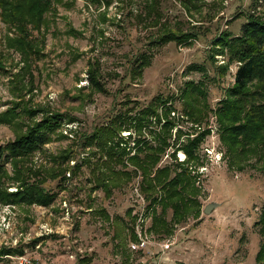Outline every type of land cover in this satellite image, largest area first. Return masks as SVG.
Listing matches in <instances>:
<instances>
[{
  "label": "rangeland",
  "instance_id": "obj_1",
  "mask_svg": "<svg viewBox=\"0 0 264 264\" xmlns=\"http://www.w3.org/2000/svg\"><path fill=\"white\" fill-rule=\"evenodd\" d=\"M185 1H190L187 6ZM158 2L154 9L158 14L148 15L155 7L154 0H113L109 5L91 4L89 0L51 1V8L43 14L42 26L29 31L39 46L40 58L32 69L33 90L27 94L25 90L19 99L13 95V87L18 86L15 75L22 67L20 55L5 45L7 38H15L17 32L0 16V58L4 65L0 72V117L16 102L24 108L43 107L49 114L63 115L50 141L21 160V171L31 178H50L65 169L64 176L58 173L56 180L49 179L44 185L56 194L51 205L26 207L0 202L1 247H22L24 254L39 264H84L82 260L89 258L90 264H255L264 244V236L256 225L264 208V159L252 156L243 161V170L230 169L212 113L210 134L198 152L201 162L192 167L199 190L196 199L200 216H189L175 225L170 237L160 238L148 232L151 218L144 217L147 203L140 191L139 172L135 180L114 191L111 197L94 189L89 181L87 163L99 157L96 152L100 147L86 145L85 137L111 123L114 115L134 114L136 107L148 106L159 95H174L175 116L182 115L180 94L191 82L204 85L206 103L214 110L223 97V88L233 84L237 67L231 65L226 77L218 81L221 76L217 67L223 66L226 58L218 55L212 59L214 42L222 32L240 35L248 14L264 20V0ZM70 29L75 34H70ZM168 32L193 33L195 37L189 44L158 42ZM146 59L149 62L139 70ZM90 63L96 64L103 93L90 85ZM194 65L197 71L188 70ZM41 118L38 115L36 120ZM17 123H0L4 159L5 147L16 138ZM181 127L194 136L203 130L187 120ZM157 130L155 125L143 129L144 138L153 146ZM134 131L129 129L122 135ZM128 147L130 152L120 166L124 171L133 169L130 158L136 154L132 140ZM169 152L158 166L173 162ZM64 154L68 159L61 163L66 160ZM177 156L180 161L186 159L182 152ZM5 169L10 179L7 190L15 193L19 189L15 180L18 173L11 159ZM61 177L65 180L61 181ZM211 203L218 206L205 215L203 211ZM102 209L115 224L121 220L130 226L132 217L137 216L135 230L139 241L132 242L126 230L123 236L128 241L118 245L112 225L97 214ZM172 215L170 210L169 221ZM1 264H18L17 257Z\"/></svg>",
  "mask_w": 264,
  "mask_h": 264
},
{
  "label": "trees",
  "instance_id": "obj_2",
  "mask_svg": "<svg viewBox=\"0 0 264 264\" xmlns=\"http://www.w3.org/2000/svg\"><path fill=\"white\" fill-rule=\"evenodd\" d=\"M51 1L57 0H0L2 20L11 28H15L17 32L15 38H7L5 45L20 55L22 64L19 73L15 75V83H18L17 87H13L15 98H21L25 90L26 94L31 93L34 88L32 69L34 63L40 58V50L30 37L29 31L32 28L39 30L42 26L43 14L51 8ZM89 1L91 4L103 2L109 5L113 0ZM154 1L155 7L146 14H158L159 11L154 9H157L159 2ZM189 2L185 1V6ZM158 20L160 22L161 19ZM69 33L75 34V31L70 29ZM194 37L193 33L168 32L164 37L159 38L158 42L173 41L177 45L189 44ZM212 52L213 60L218 55L226 58L225 64L217 67L221 76L218 77L219 82L226 77L230 66L237 64L233 84L223 88V97L214 110L206 103L207 95L204 85L202 87L200 83L196 85L191 82L180 94V100L183 101L182 115L175 116L177 105L174 95L169 97L159 95L148 106L136 107L137 111L134 114L114 115L110 120L111 123L100 126L91 136L85 137L86 145L100 147V150L96 152L99 157L87 163L90 171L89 181L94 184V189L102 191L105 197H111L114 191L122 190L124 186L135 180V175L139 172L142 176L140 191L147 203L144 217L151 218L148 232L160 238L170 237L174 233V226L185 222L189 216H200L201 212L196 199L199 190L195 187L196 176L192 173V167L201 162L198 152L201 144L210 134L208 128L210 113L216 118L220 144L226 149L225 157L228 158L230 169L243 170V161L249 160L252 156L264 159V20L254 14H248L247 21L241 28V34L222 32L218 40L214 42ZM146 60L142 61L139 70L142 71L147 65L149 61ZM90 64V85L96 91L103 93L104 86L100 76L97 75L96 64ZM3 66L0 58V72L4 70ZM188 70L197 71L198 68L194 65ZM20 103L16 102V106L0 117L2 124L18 122L15 140L5 147L7 149L5 159V152L3 148H0V202L26 207L33 204L49 206L55 201L56 194L50 193L44 185L49 179L56 180L59 177L58 173L64 176L65 169L54 173L57 175H51L50 178L37 177V175L31 178L22 173L19 165L22 159L28 158L34 151L50 141L51 134L58 130L63 115L49 114L43 107L24 108ZM38 115H42V118L37 121ZM180 116H182L181 119ZM186 120L191 122L193 127L203 128V130L196 136L194 133L188 134L181 127V123ZM152 125L158 128L155 131L157 132L155 146L144 138L143 129ZM129 129H135L136 132L123 136L122 133L129 132ZM174 130L175 134H173ZM137 135L138 138L135 139ZM131 140L134 143L133 150H136V154L130 158L133 169L124 171L120 166L124 157L128 156V151L130 152L128 146ZM168 152L173 162L162 167L158 166ZM179 152L185 154L184 161L179 160L177 156ZM64 155L66 160H61V163L67 162L68 156ZM10 159L18 173L15 180L19 183V189L15 193L8 192L6 187L10 179L6 174L5 163ZM63 180L65 178L61 177V181ZM170 210L173 215L169 221L167 215ZM131 212L129 211L128 215ZM97 214L112 225L113 239L118 241V245L126 242L127 238L123 236H126V230H129L132 242L139 241L135 230L137 216H133L132 224L127 226L123 225L121 220L116 221L115 224L104 209L97 211ZM256 225L260 228V234L264 236V208ZM22 255H24L22 247L2 246L0 247V264L9 257ZM6 256L7 258H4ZM91 262V258L82 260L84 264ZM255 264H264V244L260 247Z\"/></svg>",
  "mask_w": 264,
  "mask_h": 264
},
{
  "label": "built area",
  "instance_id": "obj_3",
  "mask_svg": "<svg viewBox=\"0 0 264 264\" xmlns=\"http://www.w3.org/2000/svg\"><path fill=\"white\" fill-rule=\"evenodd\" d=\"M141 245H144V243H141ZM133 247L136 248L135 245H133ZM17 262L18 264H39L38 262H36L35 260H32L30 257H28L25 254L17 257Z\"/></svg>",
  "mask_w": 264,
  "mask_h": 264
},
{
  "label": "water",
  "instance_id": "obj_4",
  "mask_svg": "<svg viewBox=\"0 0 264 264\" xmlns=\"http://www.w3.org/2000/svg\"><path fill=\"white\" fill-rule=\"evenodd\" d=\"M217 206H218V204H216V203H211V204H209V205H207V206L205 207L203 213H204L205 215H210L211 212L214 210V208H216Z\"/></svg>",
  "mask_w": 264,
  "mask_h": 264
},
{
  "label": "crops",
  "instance_id": "obj_5",
  "mask_svg": "<svg viewBox=\"0 0 264 264\" xmlns=\"http://www.w3.org/2000/svg\"><path fill=\"white\" fill-rule=\"evenodd\" d=\"M46 234V233H45ZM1 247V246H0ZM13 248V247H12ZM24 253H25V250H24ZM4 258H7V256L6 257H4ZM10 258V257H9ZM3 263V262H2Z\"/></svg>",
  "mask_w": 264,
  "mask_h": 264
},
{
  "label": "bare ground",
  "instance_id": "obj_6",
  "mask_svg": "<svg viewBox=\"0 0 264 264\" xmlns=\"http://www.w3.org/2000/svg\"><path fill=\"white\" fill-rule=\"evenodd\" d=\"M181 156H182V154H181Z\"/></svg>",
  "mask_w": 264,
  "mask_h": 264
}]
</instances>
